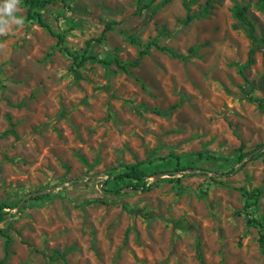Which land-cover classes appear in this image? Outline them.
<instances>
[{
  "label": "rangeland",
  "instance_id": "1",
  "mask_svg": "<svg viewBox=\"0 0 264 264\" xmlns=\"http://www.w3.org/2000/svg\"><path fill=\"white\" fill-rule=\"evenodd\" d=\"M185 1L202 13L187 24ZM158 2L55 1L42 9L76 56H94L78 66L26 20L19 0L14 16L23 25L0 33V204L45 196L4 209L0 227L13 238L4 264H264V228L247 222L249 212L264 223V193L246 209L237 189H264V155L238 159L242 140L248 149L264 144V111L242 92L240 73L248 66L253 95L264 100V44L249 61L251 40L232 11L248 6L260 38L261 1L171 0L153 13ZM152 40L195 51L184 59L153 47L137 67L117 64ZM203 151L218 157H198ZM137 161L151 190L122 189L114 178ZM56 250L68 263L44 257ZM5 251L0 234V261Z\"/></svg>",
  "mask_w": 264,
  "mask_h": 264
},
{
  "label": "trees",
  "instance_id": "2",
  "mask_svg": "<svg viewBox=\"0 0 264 264\" xmlns=\"http://www.w3.org/2000/svg\"><path fill=\"white\" fill-rule=\"evenodd\" d=\"M55 1H60L63 5H65L67 8H70V2L72 0H23L24 4L27 6V16L26 20L27 21H36L41 27H43L45 30H47L52 36L57 38V46L59 47L61 52H64L68 56L72 57L75 61V63L78 66L84 65V63L88 60L93 58L94 56L90 54H83L80 58L79 56H76L69 48L68 46L65 45V36L64 34L57 33L53 30L51 24L46 20L45 14L42 12V9L48 7ZM156 1V0H154ZM171 0H159L158 4L153 8V13L157 11V9L160 6H163L167 3H169ZM261 1V9L264 11V0ZM185 8L187 9L186 17L184 19V23H190L193 21L195 18H198L202 16L201 12L197 13H192L190 11V3L188 1H185L184 3ZM233 15L236 18L237 21L240 22L241 25L246 27V33L247 36L251 40V47L248 52V60L250 61L252 58L253 53L257 49V47L260 44H264V34L258 38L255 34V26L252 22V20L249 18L247 11H248V6L246 5H235L233 8ZM236 28H238V25H235ZM108 29H111V26H106L105 29L103 30V33L100 37L97 38V41H101L103 39V36L105 33L108 31ZM92 43V40L88 41V45L90 46ZM156 48L161 51H165L170 53L173 57L176 58H187L189 55H192L195 51L194 47H191L189 49V54H181L175 52L170 46L167 45H162L160 44L157 40H152L146 44V46L141 50L140 55L138 58H136L134 61L131 62H121L118 58H116L117 64L125 71H128L129 67H137L140 63V60L144 55L148 53V51L151 48ZM80 59V60H79ZM107 64H112L111 61L108 60H103ZM248 66H243L240 69V73L242 77L244 78V85L242 86V92L244 95L247 97L252 102H256L258 107L264 111V100L262 98H259L255 95H253L254 91V86L252 85V82L250 78L247 75L246 69ZM263 91H264V85H263ZM5 133H12L15 137H18L17 132L14 130V128H10L7 130ZM264 144H260L255 146L252 149L247 148V144L242 140L240 143V155H239V162L244 163L248 160H255L264 155V149H260ZM173 155V154H171ZM198 157L200 158H206V159H216L218 156L215 152L213 151H203L199 152ZM82 160H84L83 157H81ZM144 162L142 161H137L136 163L128 164L125 165L122 170L114 176L116 179H121L123 180L126 185L122 188H128L131 189L132 191H147L151 190L154 181L150 180V175L146 172V170L143 168ZM180 170L187 171V170H202V171H208L205 168L201 167H196V166H182V168H179ZM111 177V176H110ZM214 180L216 178H213ZM178 181V180H177ZM239 191L242 192V194L247 198V203L245 205V208H252L258 205V202L260 200L261 195L264 193L263 187H255V188H248L245 186H240L237 188ZM120 189L116 190L119 191ZM35 192H40V191H35ZM34 192V193H35ZM44 194H37V195H32L30 198H28L24 204H22L20 210L24 209L28 203L36 200H40L44 197ZM22 199H20L16 205H8L6 203H1L0 204V223L5 221L7 215L10 212L4 211L5 208H10L14 209L18 207ZM97 201V200H94ZM247 222L251 225L258 226L259 229L262 231L264 228V223L257 220L254 217L250 216V213L247 212ZM0 234L5 238V246H6V251H5V256L3 259L0 261V264H4L6 260V256L9 252L8 247L11 245L13 242V238L9 231L5 228L0 227ZM259 243L262 247H264V233L262 232L259 238ZM53 255H48L44 254L45 258L48 259H56L60 258L63 260L65 263H68V260L66 258L65 253L56 250Z\"/></svg>",
  "mask_w": 264,
  "mask_h": 264
},
{
  "label": "clouds",
  "instance_id": "3",
  "mask_svg": "<svg viewBox=\"0 0 264 264\" xmlns=\"http://www.w3.org/2000/svg\"><path fill=\"white\" fill-rule=\"evenodd\" d=\"M18 5L19 0H3L0 3V33H5L8 26L12 23L23 25V20L14 16Z\"/></svg>",
  "mask_w": 264,
  "mask_h": 264
},
{
  "label": "water",
  "instance_id": "4",
  "mask_svg": "<svg viewBox=\"0 0 264 264\" xmlns=\"http://www.w3.org/2000/svg\"><path fill=\"white\" fill-rule=\"evenodd\" d=\"M260 149H264V146H262ZM200 171H202V170H200ZM84 179H86V178H77V179L72 180V182L76 183V182L82 181V180H84ZM54 189H56V187L51 188V190H54ZM37 194H43V192H42V191H40V192H35V193L33 192V193H30V194H28L27 196H25V197L21 200L20 204L18 205V209L22 206V204H23L28 198H30L32 195H37Z\"/></svg>",
  "mask_w": 264,
  "mask_h": 264
}]
</instances>
